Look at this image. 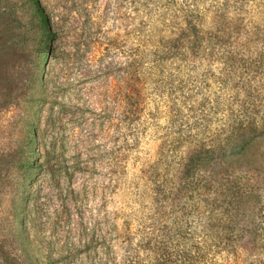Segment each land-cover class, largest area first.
Returning <instances> with one entry per match:
<instances>
[{
  "label": "rangeland",
  "instance_id": "rangeland-1",
  "mask_svg": "<svg viewBox=\"0 0 264 264\" xmlns=\"http://www.w3.org/2000/svg\"><path fill=\"white\" fill-rule=\"evenodd\" d=\"M195 1L220 0H0V264H149L151 239L233 264L195 252L214 239L206 209L157 194L149 173L171 127L220 140L229 116L264 120V0H244L196 62L145 52L143 33ZM221 157L224 181L264 197V154L253 168Z\"/></svg>",
  "mask_w": 264,
  "mask_h": 264
},
{
  "label": "trees",
  "instance_id": "trees-1",
  "mask_svg": "<svg viewBox=\"0 0 264 264\" xmlns=\"http://www.w3.org/2000/svg\"><path fill=\"white\" fill-rule=\"evenodd\" d=\"M243 4L244 0L213 1L208 8L203 7L204 10L197 1L193 3L194 7L182 3L169 17L161 15L158 23L143 33L145 52L151 53L157 64L159 61L165 64L175 60L188 64L203 58L204 53L211 55L218 42L221 46V39L229 34L230 26L236 16L239 17ZM146 27L147 24L143 26ZM241 116H229L228 135L220 140L219 137L210 140L199 136V133L193 134L189 125L187 130L182 126L169 128L173 135L171 144L168 150H163V146L160 148V166L151 165L149 173L157 194L164 193L168 188L175 192L176 203L181 204L186 198L193 203L196 211L199 205L206 209L208 222L203 219L198 221L203 224L207 236L214 239L209 241L205 250L204 246L194 244L195 252L202 258L210 252L224 250L230 254L233 264H264L263 189L245 187L241 179L224 181L225 171L221 163L225 159L219 158L229 151L231 158L226 164L231 169L239 165L253 168L264 154V120L250 121L243 117L245 114ZM245 131L248 133L243 135ZM163 163H166V168H172L173 179H160L159 169ZM213 233L216 237L212 236ZM153 241L143 242V248L152 254L149 264H199L194 261L195 258L188 260L184 257L186 252L174 248L170 244L172 242L166 245Z\"/></svg>",
  "mask_w": 264,
  "mask_h": 264
}]
</instances>
